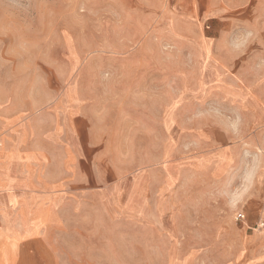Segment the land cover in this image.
<instances>
[{
	"label": "rangeland",
	"instance_id": "rangeland-1",
	"mask_svg": "<svg viewBox=\"0 0 264 264\" xmlns=\"http://www.w3.org/2000/svg\"><path fill=\"white\" fill-rule=\"evenodd\" d=\"M263 216L264 0H0V264H264Z\"/></svg>",
	"mask_w": 264,
	"mask_h": 264
},
{
	"label": "built area",
	"instance_id": "built-area-1",
	"mask_svg": "<svg viewBox=\"0 0 264 264\" xmlns=\"http://www.w3.org/2000/svg\"><path fill=\"white\" fill-rule=\"evenodd\" d=\"M238 217H239V218H243L244 216H243V214L240 213V214L238 215ZM259 226H260L261 230L264 231V216H263V219L260 221Z\"/></svg>",
	"mask_w": 264,
	"mask_h": 264
}]
</instances>
